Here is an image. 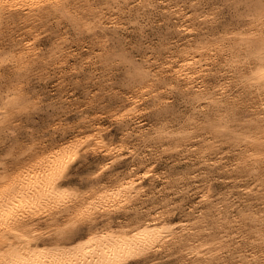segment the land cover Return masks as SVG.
<instances>
[{
	"label": "bare ground",
	"instance_id": "obj_1",
	"mask_svg": "<svg viewBox=\"0 0 264 264\" xmlns=\"http://www.w3.org/2000/svg\"><path fill=\"white\" fill-rule=\"evenodd\" d=\"M155 17L165 33L153 46L143 33ZM68 77L84 79L77 124L54 119L58 140L0 156V248H31L19 264H76L87 241L66 245L96 239L99 217L98 247L156 233L152 264H264V0H0V148L42 110L31 79ZM56 93L45 109L66 112Z\"/></svg>",
	"mask_w": 264,
	"mask_h": 264
},
{
	"label": "rangeland",
	"instance_id": "obj_2",
	"mask_svg": "<svg viewBox=\"0 0 264 264\" xmlns=\"http://www.w3.org/2000/svg\"><path fill=\"white\" fill-rule=\"evenodd\" d=\"M154 22L151 24V26L145 27L144 30V38L147 40V43L149 42V45H156L159 41V38L162 36V34L165 33L164 27L161 22H159V18L155 17L153 18ZM225 19H228V16H225ZM137 32H133L131 35H129L130 42L134 43L136 41ZM87 44H90V40H86ZM52 44V39L48 34H45L40 41V48L43 51H47ZM5 78H10V74L4 73ZM121 77V73H118L115 77V80H119ZM58 82H55V80H48L46 82H39L35 78L31 79L29 86L27 90L31 94H38L40 100H41V109L36 114H33L31 116H28L27 119L25 117L19 118L20 122H22V127L17 130V133L9 136L7 139L4 140L3 145L0 148V156H2L7 150H10V148H13L16 146L23 145L25 142H27L28 138L36 139L39 142L50 140H58L60 138V132L54 130L52 132V128H49V124L54 119L60 118L63 122V124L67 123V127H74L77 124V118H76V111L77 108L80 107V109H85V106H81L86 100L84 96V79L83 77L77 80L76 82L71 78L68 77L65 82L60 86L57 87ZM60 89L63 91V95H65L66 101L68 103V107L66 108V112L63 111H52L51 109L46 108L47 105L52 103H57L59 100V95L56 93V90ZM92 90V89H91ZM92 95L97 94L95 90H92ZM90 94V95H91ZM102 106L103 110H107L111 106V102L109 98L105 97L102 99ZM174 103L177 104L178 102L174 100ZM58 106V105H57ZM44 108V109H43ZM48 111V112H47ZM94 118H98L97 116H94ZM106 119L102 118L101 122H105ZM56 124V123H55ZM56 129V127H54ZM110 134L112 137L118 136V131L116 129L111 128ZM94 161L91 160H84L80 165L79 168L75 171L74 175H72L71 178H76L77 176L84 174L86 172V169L93 166ZM168 164H170L168 162ZM180 165H183L182 163ZM126 169V162L119 163L113 168V172L117 173H123ZM155 184L157 182H154ZM147 184V186H150V184ZM152 186V185H151ZM173 219H176V216L173 217Z\"/></svg>",
	"mask_w": 264,
	"mask_h": 264
},
{
	"label": "snow or ice",
	"instance_id": "obj_3",
	"mask_svg": "<svg viewBox=\"0 0 264 264\" xmlns=\"http://www.w3.org/2000/svg\"><path fill=\"white\" fill-rule=\"evenodd\" d=\"M75 166H78V162ZM58 175H65L63 166L58 169ZM71 175H73V171H67L66 176ZM142 175H147V173H142ZM64 181L65 183L60 185L61 188H66L70 184L75 183V181H69L68 179H65ZM105 223H107V221H103L99 217L97 218V223L92 229L93 232L97 233L96 239H93L91 236L84 237L77 234L69 239L71 243L66 245V249H75L81 241H87L84 247L80 249L79 255L76 257V264H105V260L113 261L115 264H152V261L158 258L153 255L159 250L157 234L152 233L149 235L143 227L136 230H129L126 233L129 239L135 236L140 237V239L132 244L119 245L118 242V246L104 244L103 247H98L96 241L102 240V238L106 237L105 233L107 232V229H105ZM98 229L99 232H97ZM81 231H87V228H84ZM48 243V241H45L44 244L38 246L41 253L49 251L45 249V244ZM0 253H3L6 256L9 264L28 262L29 257H34L31 248L22 250L19 255H15L13 251L8 250L7 245L0 248ZM65 264H69V261H65Z\"/></svg>",
	"mask_w": 264,
	"mask_h": 264
}]
</instances>
